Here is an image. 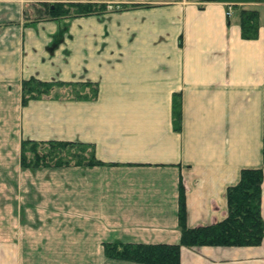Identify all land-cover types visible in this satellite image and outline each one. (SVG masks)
<instances>
[{
	"label": "crops",
	"instance_id": "0c3cea01",
	"mask_svg": "<svg viewBox=\"0 0 264 264\" xmlns=\"http://www.w3.org/2000/svg\"><path fill=\"white\" fill-rule=\"evenodd\" d=\"M53 1L73 0H0L1 163L6 144L18 162L21 139H54L87 145L101 164H18L0 264H139L105 257L102 243H177L178 185L186 226L206 225L224 218L225 189L249 168L262 172L259 244L181 246L179 264H264V0H110L125 8L26 24ZM242 10L256 12L251 38ZM29 77L90 82L95 95L21 106Z\"/></svg>",
	"mask_w": 264,
	"mask_h": 264
},
{
	"label": "trees",
	"instance_id": "16d2710c",
	"mask_svg": "<svg viewBox=\"0 0 264 264\" xmlns=\"http://www.w3.org/2000/svg\"><path fill=\"white\" fill-rule=\"evenodd\" d=\"M124 5L111 7V10L124 9ZM106 5L94 2H53L39 3L33 16L26 24L38 20L63 21L106 13ZM256 12L240 11V30L244 38H251L256 31ZM65 86L70 88L69 99H91L95 95V86L90 82L43 81L34 77L20 82V104L25 106L29 101L42 97L61 98L50 88ZM86 89V90H85ZM172 126L179 129V106L176 98L172 101ZM261 159L264 163V98L262 116V149ZM19 166L24 169L61 168L70 163L73 166H94L101 162L93 156L87 145L77 141L21 139L19 146ZM261 168L240 170L235 184L225 189L226 214L223 219L195 227L185 224L183 187L178 185L177 224L179 240L177 243H115L103 242L105 257L139 264H179L181 246H254L259 244L263 223L259 212Z\"/></svg>",
	"mask_w": 264,
	"mask_h": 264
},
{
	"label": "rangeland",
	"instance_id": "374dc122",
	"mask_svg": "<svg viewBox=\"0 0 264 264\" xmlns=\"http://www.w3.org/2000/svg\"><path fill=\"white\" fill-rule=\"evenodd\" d=\"M73 1H77V0H73ZM53 2H59V1H53ZM53 2H51V3H53ZM60 2H66V1H60ZM79 2H82V1H79ZM110 2H114V1L105 0V1H102V2H96V3L105 4L106 5V10H108L107 12L112 11L111 7H115L117 5H120V4L110 3ZM68 20H70V19H68ZM69 90H70V88L65 87V86H59V87L54 86V87L50 88L51 94L53 92H56L61 97H69L70 96L69 95ZM6 141H7V138H6ZM0 149H1V145H0ZM5 154H6V156H5V159H4V165L1 163L3 161L0 158V170L4 171L3 176L0 173V210L2 208H4V213H5L4 214V224H2V219L3 218L1 217V213H0V232H1L2 226H4V232L7 235H11V232H12V221H11L10 218L7 217V215H9V217H11L10 213H11V210L13 208L12 206H13V201H14V198H13V192H14L13 184H14V182L16 184V179H13L14 178L13 173L17 172V170H18L17 167H18L19 162H17V154H14L12 152V150L10 149L8 144L5 145ZM67 167H76V166H73L70 163ZM50 168H53V167H50ZM61 168H63V167H61ZM3 178H4V183L1 182V181H3L2 180ZM26 179H29V178L26 177L25 180ZM41 215L43 217V211H41ZM27 226L28 225H25V226L22 225L20 234L22 236L24 235L27 239H28V237L33 238L32 235L28 236V235H30V232H29L30 229H28ZM34 235H40V234H39L38 231L35 230L34 231ZM23 241L24 240H22V243H23Z\"/></svg>",
	"mask_w": 264,
	"mask_h": 264
}]
</instances>
